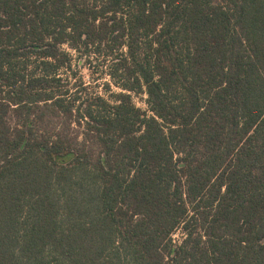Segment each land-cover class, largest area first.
<instances>
[{"label":"trees","instance_id":"16d2710c","mask_svg":"<svg viewBox=\"0 0 264 264\" xmlns=\"http://www.w3.org/2000/svg\"><path fill=\"white\" fill-rule=\"evenodd\" d=\"M0 264H264V0H0Z\"/></svg>","mask_w":264,"mask_h":264},{"label":"rangeland","instance_id":"374dc122","mask_svg":"<svg viewBox=\"0 0 264 264\" xmlns=\"http://www.w3.org/2000/svg\"><path fill=\"white\" fill-rule=\"evenodd\" d=\"M93 67V66H91ZM93 70L92 71H96L94 68H92ZM81 75L82 77L84 78L85 81H91V79H96L95 78V75H96V72L92 73L91 71L87 70L86 68H82L81 69ZM144 98L145 96H140V97H134L133 100L135 102V104L145 110L146 109V104L144 103ZM174 239H177L179 240L180 239V235L177 233L174 235Z\"/></svg>","mask_w":264,"mask_h":264}]
</instances>
